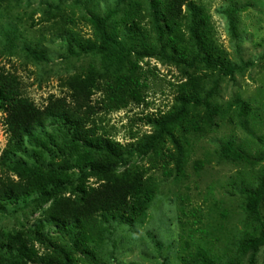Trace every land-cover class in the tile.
Segmentation results:
<instances>
[{
  "label": "rangeland",
  "instance_id": "rangeland-1",
  "mask_svg": "<svg viewBox=\"0 0 264 264\" xmlns=\"http://www.w3.org/2000/svg\"><path fill=\"white\" fill-rule=\"evenodd\" d=\"M193 1L205 8L211 37L223 51L222 56L233 64L249 61L251 65L230 78L199 64L185 68L181 63L156 55L138 61L143 71L144 101L99 114L96 124L100 132L125 146L135 145L154 130L147 117L172 111L179 86L192 73L202 76L205 91L213 82H218L212 96V105L218 108V113L214 114V124L206 131H175L183 152L182 170L177 167L174 158L177 151L169 136L158 153L132 157L131 163L143 169L146 177H151L157 185L155 196L140 220L99 221L102 238L90 243L97 258L90 257L89 262L83 257L84 252L73 253L79 264H201L198 256L201 251L215 264H223L238 256L242 239L258 234V227L244 208L246 198L241 189L256 187L264 174V0ZM47 2L55 5L60 0L0 2V70L15 72L21 81L22 94L39 107L47 104L50 95L71 101L67 80L86 73L90 67L103 69L99 55L72 56L67 52L64 39L69 33L61 31L59 17L55 23L54 18L46 14L45 8L50 7L46 6ZM141 2L144 15L141 27L150 32V39L155 43L147 2ZM64 3L65 18L73 19L66 21V26L85 38L94 39L89 15L106 12L116 0H64ZM125 8L121 3L119 15L109 22L111 28L120 20ZM182 14L181 33L189 40L185 5ZM229 14L235 19L236 37L231 34ZM58 32L63 35L58 36ZM26 48L44 49L46 60L29 57ZM102 97V91L94 90L91 98L94 102ZM199 112L202 113L203 108ZM4 120L5 113L0 108V177L4 169L3 151L10 141ZM45 129L50 130L51 126ZM227 141L240 146L247 159L223 158L221 145ZM27 149L33 152L32 146L27 145ZM16 155L27 159L21 152ZM50 155L48 152L45 160H49ZM10 178L18 179L12 173ZM97 182L95 178L89 179L90 184ZM260 216L264 218V205ZM37 223L43 224L42 232L50 234L54 242L65 244L67 239L59 237L57 226L45 223L41 212L33 214L30 208L12 206L0 210V240H5L7 233L26 230ZM34 243L39 256L51 254L53 246L49 243ZM250 261V256L245 255L240 264H251ZM252 264H264V246Z\"/></svg>",
  "mask_w": 264,
  "mask_h": 264
},
{
  "label": "trees",
  "instance_id": "trees-1",
  "mask_svg": "<svg viewBox=\"0 0 264 264\" xmlns=\"http://www.w3.org/2000/svg\"><path fill=\"white\" fill-rule=\"evenodd\" d=\"M146 2L152 31L156 35L155 43L150 39V32L141 27L144 18L141 0H116L106 12L91 13L89 21L94 28V39L85 38L66 26V21L73 19L64 16V0L55 5L46 3L50 6L45 8L46 14L54 21L59 17L61 31L69 33L64 39L67 52L72 56L92 53L101 58L102 71L90 67L86 73L67 80L71 101L50 95L47 104L39 107L22 94L21 81L15 72L0 70V108L5 113L4 122L10 133L9 145L2 155L0 210L12 206L15 209L30 208L33 214L41 212L45 223L57 226L55 230L59 237L67 239L65 244L54 242L50 234L42 232V223L7 233L5 240H0V264L35 261L79 264L72 254L80 251L89 262L90 257L96 260L90 243L102 238L98 222L140 220L155 196L157 185L151 177H146L143 169L131 163L132 157L158 153L169 136L177 151L174 154L177 167L182 170L183 152L174 136L175 131H206L214 124L218 108L212 105V96L218 82H213L205 91L202 76L192 73L179 86L177 103L172 111L147 117L154 130L135 145L125 146L100 132L96 124L99 114L144 101L139 60L156 55L181 63L185 68L199 64L230 78L251 65L249 61L233 64L222 56L223 51L211 37L209 16L203 5L193 0ZM121 3L126 8L111 28L109 22L119 15ZM184 5L188 13L189 40L181 33ZM228 16L231 34L236 37L235 19ZM26 54L36 61L46 60L44 49L26 48ZM94 90L102 91L103 97L93 102ZM245 106L242 101V108ZM200 108H203L202 113ZM48 125L50 130L45 129ZM27 145L32 146V153ZM17 152L31 161L18 157ZM48 152L51 155L45 160ZM221 156L230 161L247 159L245 151L232 141L222 143ZM10 173L18 179H11ZM90 178L98 181L96 185L89 183ZM241 191L246 198L244 208L258 227V234L242 239L238 256L223 264H240L245 255L250 256L252 264L264 246V218L260 216L264 205V174L256 187ZM34 241L52 245L51 254L39 256ZM198 256L201 264H215L204 251Z\"/></svg>",
  "mask_w": 264,
  "mask_h": 264
}]
</instances>
